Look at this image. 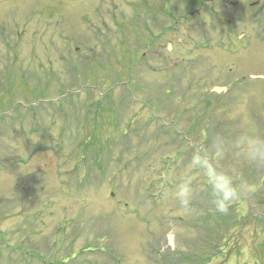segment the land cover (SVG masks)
Wrapping results in <instances>:
<instances>
[{
    "label": "rangeland",
    "instance_id": "obj_1",
    "mask_svg": "<svg viewBox=\"0 0 264 264\" xmlns=\"http://www.w3.org/2000/svg\"><path fill=\"white\" fill-rule=\"evenodd\" d=\"M235 2L0 0V264H264V0ZM216 138L226 215L198 172L174 199Z\"/></svg>",
    "mask_w": 264,
    "mask_h": 264
},
{
    "label": "clouds",
    "instance_id": "obj_2",
    "mask_svg": "<svg viewBox=\"0 0 264 264\" xmlns=\"http://www.w3.org/2000/svg\"><path fill=\"white\" fill-rule=\"evenodd\" d=\"M236 143L238 146H245L252 158L264 153V145L250 140L247 135H242ZM223 151V141L216 138L212 142L211 150H197L193 153L188 174L181 176L174 186V199L179 206L187 208L190 205L193 195V183L190 179L192 172L200 174L202 190L210 200L214 212L226 215L232 206L240 201L243 183L238 186L234 174L220 166Z\"/></svg>",
    "mask_w": 264,
    "mask_h": 264
},
{
    "label": "trees",
    "instance_id": "obj_3",
    "mask_svg": "<svg viewBox=\"0 0 264 264\" xmlns=\"http://www.w3.org/2000/svg\"><path fill=\"white\" fill-rule=\"evenodd\" d=\"M202 192H203V190H202ZM203 193H204V192H203ZM204 195H205V194H204ZM201 215L204 216V215H208V214H207V212H204V213H202Z\"/></svg>",
    "mask_w": 264,
    "mask_h": 264
},
{
    "label": "water",
    "instance_id": "obj_4",
    "mask_svg": "<svg viewBox=\"0 0 264 264\" xmlns=\"http://www.w3.org/2000/svg\"><path fill=\"white\" fill-rule=\"evenodd\" d=\"M217 91H219L220 89H216Z\"/></svg>",
    "mask_w": 264,
    "mask_h": 264
}]
</instances>
